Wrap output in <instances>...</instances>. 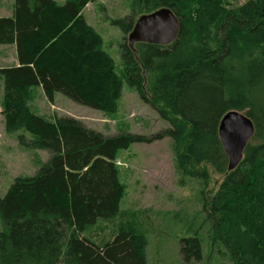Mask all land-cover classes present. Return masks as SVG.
I'll return each mask as SVG.
<instances>
[{
  "label": "trees",
  "instance_id": "16d2710c",
  "mask_svg": "<svg viewBox=\"0 0 264 264\" xmlns=\"http://www.w3.org/2000/svg\"><path fill=\"white\" fill-rule=\"evenodd\" d=\"M92 1L13 0V16L0 18V45H15L19 63L0 69L5 134L25 151L50 155L46 162L35 155L36 173L14 178L0 197V264H148L146 236L119 208L114 159L131 144L163 138L182 179L205 187L201 166L224 176L211 197L200 191L211 247L233 264H264V0L234 8L217 0H132L139 15L169 9L179 31L167 46L136 44L137 58L121 44L118 74L82 16ZM113 24L124 33L133 27L132 19ZM124 84L169 127L149 137L109 136L31 109L41 88L49 103L60 94L109 114ZM229 111H245L255 128L232 171L217 132ZM181 244L185 261L201 260L196 231Z\"/></svg>",
  "mask_w": 264,
  "mask_h": 264
},
{
  "label": "rangeland",
  "instance_id": "374dc122",
  "mask_svg": "<svg viewBox=\"0 0 264 264\" xmlns=\"http://www.w3.org/2000/svg\"><path fill=\"white\" fill-rule=\"evenodd\" d=\"M55 1L63 4L64 0ZM217 1L226 8H234L248 0ZM131 4L132 0H93L82 13L86 23L100 36L102 50L113 60L117 74L122 69L120 45L127 43L129 33L122 32L113 21L132 19L134 24L138 17L145 15L132 12ZM2 8L6 9V5ZM73 73L78 74V68ZM2 86L0 76V197L5 195L14 178L36 173L35 155L43 162L50 157L46 151H25L18 146L14 135L5 134L1 114ZM31 109L50 121L55 116L73 117L86 127L109 136L125 132L149 137L169 127L154 108L143 103L125 84L122 97L109 114L76 104L60 94H56L53 103H49L41 88L33 90ZM255 143L257 141H251V144ZM170 144L166 138L149 144H131L120 149L114 159L117 177L123 187L119 208L124 218L146 236L147 263L233 264L220 252V248L211 247L209 224L200 211V191L203 189L204 195L211 197L222 182L223 174L209 166H201L200 170L204 169L208 176L205 187L198 181L182 179L175 169ZM195 231L201 240V260L187 262L180 254L181 241L191 237Z\"/></svg>",
  "mask_w": 264,
  "mask_h": 264
},
{
  "label": "water",
  "instance_id": "95a60500",
  "mask_svg": "<svg viewBox=\"0 0 264 264\" xmlns=\"http://www.w3.org/2000/svg\"><path fill=\"white\" fill-rule=\"evenodd\" d=\"M179 31L176 16L168 9H160L140 16L127 36V45L138 57L135 45L138 43L167 46ZM254 125L250 118L238 111L224 114L218 125V138L227 157V170H234L243 158V151L254 135Z\"/></svg>",
  "mask_w": 264,
  "mask_h": 264
},
{
  "label": "crops",
  "instance_id": "0c3cea01",
  "mask_svg": "<svg viewBox=\"0 0 264 264\" xmlns=\"http://www.w3.org/2000/svg\"><path fill=\"white\" fill-rule=\"evenodd\" d=\"M0 1H3V3L0 4V18H11L13 16V0ZM4 5H6V9L2 8ZM2 10L4 11L2 12ZM8 58L10 59L9 62L7 61ZM0 59V69L18 67L19 63L15 45H0Z\"/></svg>",
  "mask_w": 264,
  "mask_h": 264
},
{
  "label": "bare ground",
  "instance_id": "6f19581e",
  "mask_svg": "<svg viewBox=\"0 0 264 264\" xmlns=\"http://www.w3.org/2000/svg\"><path fill=\"white\" fill-rule=\"evenodd\" d=\"M161 9H165V8H161ZM167 9V8H166ZM158 10H160V9H158ZM169 10V9H168ZM157 11V10H156ZM155 12V11H154ZM153 13V12H152ZM151 14V13H150ZM139 18V17H138ZM177 18V17H176ZM137 20V19H136ZM178 20V19H177Z\"/></svg>",
  "mask_w": 264,
  "mask_h": 264
}]
</instances>
